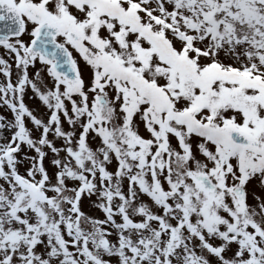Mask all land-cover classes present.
Returning a JSON list of instances; mask_svg holds the SVG:
<instances>
[{
    "label": "snow or ice",
    "instance_id": "snow-or-ice-1",
    "mask_svg": "<svg viewBox=\"0 0 264 264\" xmlns=\"http://www.w3.org/2000/svg\"><path fill=\"white\" fill-rule=\"evenodd\" d=\"M0 264H264V0H0Z\"/></svg>",
    "mask_w": 264,
    "mask_h": 264
}]
</instances>
